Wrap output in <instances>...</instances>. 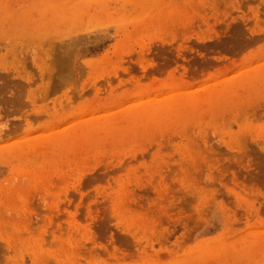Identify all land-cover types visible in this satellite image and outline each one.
Masks as SVG:
<instances>
[{
  "label": "rangeland",
  "instance_id": "374dc122",
  "mask_svg": "<svg viewBox=\"0 0 264 264\" xmlns=\"http://www.w3.org/2000/svg\"><path fill=\"white\" fill-rule=\"evenodd\" d=\"M262 2L245 0L254 20ZM233 4L243 7L239 0H0V261L264 259V68L252 65L264 48L259 28L245 34L238 18L245 13L237 16ZM228 64L251 67L229 79ZM149 93L150 103L57 127ZM160 93H168L163 103ZM150 116L171 136L156 141L140 132ZM169 149L179 158L173 167L186 166L181 186L189 168L203 185L199 219L173 225L194 233L196 247L170 246L168 225L148 216L170 195L162 181L152 186ZM78 177L93 189L88 204L73 190Z\"/></svg>",
  "mask_w": 264,
  "mask_h": 264
},
{
  "label": "snow or ice",
  "instance_id": "6c2138e0",
  "mask_svg": "<svg viewBox=\"0 0 264 264\" xmlns=\"http://www.w3.org/2000/svg\"><path fill=\"white\" fill-rule=\"evenodd\" d=\"M240 5H243V7H237L236 4L231 5L232 8L235 9V12L238 16V14L243 11L245 15L243 17H239V19H242L244 22L243 31L245 34H256V29L259 28V36L260 40L257 42L261 48H264V2L261 4V13L256 18V20L253 19L252 15V9H249L246 4L245 0H239ZM231 21L229 22V26L231 25ZM229 26H226L224 29V32L222 35H226L229 31ZM251 30V31H250ZM219 31V30H218ZM256 47V44L249 45L244 48L243 53L241 56H237V61L241 60L243 57H246L248 54V51L250 49H254ZM220 59L223 61V57H220ZM259 64L261 68H264V57H261L258 61H253L252 65ZM225 65L222 63L218 65V67H224ZM229 71L224 73V76L229 79H235L238 78L240 75L243 74L242 70L249 69L251 66L248 64H238L235 67H232L231 64H228ZM3 71V70H0ZM177 72V75H179V69H175ZM39 80V77H37V81ZM146 82V81H145ZM211 80H205L204 83L209 84L211 83ZM193 91L199 90V86L192 89ZM168 96V93H160L157 102L163 103L164 99ZM46 99V98H45ZM153 99V96L151 93L148 95H133L131 98L123 100L120 104H117L114 108L110 109H100L97 112H88L85 113L83 116H73L70 119L65 120L63 123L57 125V127L61 130L73 127L76 122L85 120V119H94L98 116H104L107 115L113 111L120 110L125 111L132 109L133 107H139L143 104L150 103ZM40 101H38L39 103ZM259 103L261 106H264V91H262L261 96L259 98ZM11 119H19V116L13 115L10 117ZM3 124H0V127H3ZM140 132H143L145 136L155 134V140L160 141L162 136H171V132H165L162 125H159L158 123V117L156 116H150L146 117L141 124V127L139 129ZM173 139L176 142H179L178 137H173ZM158 145L156 143L153 144V147L151 148V153L154 154L156 151H158ZM171 158L168 160V166L164 167L161 166L160 171L153 176L152 178V186L159 188L161 181L163 184L168 186L169 190V196L165 197V199L160 202L161 207H158L157 209L150 211L148 213V216L151 220H154L159 223L161 227H163L165 224L168 225L167 228H165V231L169 233V240H170V246L172 242L179 243L185 248L189 247H196L199 243V239L197 238L195 243L193 242L192 235L189 234L186 231H182L180 229L174 228L173 225L177 222H183L188 217L199 219L197 216V213L200 210V205L197 203L198 197L197 192L198 190L203 186L200 182V177L195 175L193 171L189 168L188 175L183 179L184 185L186 187L181 186V168L186 167L185 165H180L179 167H173L174 162L178 161V156L176 153L172 150H168ZM142 171V169H141ZM87 177H78L77 183L74 185L75 191H79L83 194V196H86L87 199L84 200V204H88V201L92 200L91 193L93 192V189L91 186L87 187V191L85 189L80 187V184L83 183L86 180ZM176 194H179L178 196ZM91 207V205H88ZM197 229L196 231H198ZM111 243V241L109 242ZM108 251H111V248L109 247ZM84 255V254H82ZM135 255V254H134ZM105 259H107V256L105 255ZM0 264H4L3 261H0ZM81 264H83V259L81 260ZM109 264H115L114 261H110ZM130 264H140V262L136 259H133L130 261ZM161 264H174L173 261L169 260L167 256H164L161 258ZM250 264H264V259H261L259 261H253L250 262Z\"/></svg>",
  "mask_w": 264,
  "mask_h": 264
},
{
  "label": "bare ground",
  "instance_id": "6f19581e",
  "mask_svg": "<svg viewBox=\"0 0 264 264\" xmlns=\"http://www.w3.org/2000/svg\"><path fill=\"white\" fill-rule=\"evenodd\" d=\"M42 5H43V4H42ZM42 5H41V6H42ZM3 13H5V12L3 11ZM7 20H8V19H7ZM11 20H12V18H11ZM8 21H9V20H8ZM6 23H7V21H6ZM6 23L4 22V24H6ZM2 24H3V23H2ZM2 24H1V25H2ZM11 24H12V23H11ZM17 26H18V25H17ZM6 27H8V26H6ZM10 27H11V25H10ZM4 28H5V27H4ZM9 29H10V28H9ZM140 113H141V112H140ZM141 114H142V113H141ZM6 147H7V146H6ZM5 149H6V148H5ZM24 149H25V148H24ZM31 149H32V148H31ZM6 150H7V149H6ZM10 151H11V150H10ZM9 153H10V152H9Z\"/></svg>",
  "mask_w": 264,
  "mask_h": 264
}]
</instances>
